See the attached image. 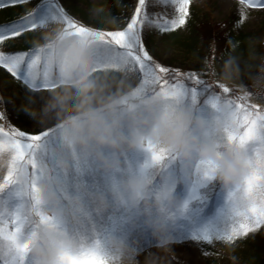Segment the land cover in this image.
Listing matches in <instances>:
<instances>
[{"label":"rangeland","instance_id":"1","mask_svg":"<svg viewBox=\"0 0 264 264\" xmlns=\"http://www.w3.org/2000/svg\"><path fill=\"white\" fill-rule=\"evenodd\" d=\"M86 1L95 5V7H91V16H95L98 10L97 5L103 0H71L73 4L79 7L81 6L82 8L86 7ZM49 3H54L61 8L57 0H27L25 4H28L27 8L33 5L32 11L39 9L40 12L38 14L44 15L47 14V5ZM134 4L128 19H125V15L121 14L123 21L120 22L121 25L119 28L103 30L94 26H91V28L89 26L86 27L101 31L122 30L130 22L135 8L138 6V0H134ZM172 4H174L173 7H171ZM167 5H169V8L175 9V11L178 7L176 0H146L145 12L150 13L152 12L151 9L160 11V9L163 10ZM61 9L74 22L83 25L77 15L71 14L64 8ZM94 9L96 11H93ZM190 12L201 15L205 14L209 19L211 33L213 35L220 33L225 36L231 30L252 33L259 29L260 24L264 26V4L257 3L253 5L249 3V0H190ZM53 21L63 23L59 20H52L49 23ZM43 29L44 27L31 30L39 32L41 37ZM178 33L185 37V35L191 32L188 26L183 25L180 27ZM15 42H20V39L15 38ZM153 47L156 57L148 52L153 62L168 67L172 71V79L174 81L186 83V86L189 87L196 86L194 83L187 82L188 74L191 71L193 75H199V78L205 82L202 86H199L198 103L207 94L209 99L212 98V95L222 96L225 100H233L245 107L258 105L261 109V105H264V97L260 92H257L258 99L255 103L246 100L239 89L241 85L226 87L230 92L228 94L222 93L217 85H220L222 88L225 86L220 81L213 82V77L210 75L206 77L203 66L195 65L197 58L194 52H189L183 48L181 49L177 45L165 43L160 34L156 38ZM15 54L19 53L12 55ZM221 66L218 62V65L211 67V69H218ZM4 70L7 72V69L0 65V71L4 73ZM38 70L42 71V66H38ZM56 72L60 75L57 66ZM10 75L12 74L10 73ZM19 81L21 82H19V85L22 86V90L24 92L28 91L31 96L32 111L34 112L31 113L33 115L32 120H29L30 123L24 128L7 124L6 126L0 113V127L6 132L15 129L16 131H23L26 134L46 132L47 135L39 142H32L34 146L29 150L26 160H21L17 156L29 172L30 183L25 184L20 190L16 191V193L19 192L21 194L19 196L14 191L7 192L5 190L0 193V201L4 202V207L0 208V211L5 213V220H9L10 216L15 212V207H7V199L9 201L15 199L17 201L16 206L23 204L25 209L30 213L33 203L31 200V185L34 177H38L36 180L38 185L42 177L53 175L57 180L56 192L61 205L65 211L75 215L80 224L75 230L76 235L81 233L91 236V231H97L103 228L105 224L102 222L104 221L105 223L109 222L113 225L112 234L115 235L124 226H128L127 223L129 221L128 219H118L113 216L114 211L119 207L132 208V212L135 213L140 210L142 213H145L148 224H151V222L159 217L160 213L155 205L145 206L142 202L133 205L130 196L123 191V185L130 178L149 179L147 181L150 183L149 186H153V189H149L150 201L157 196L152 191L155 192L158 187H162L163 190L171 187L174 194L179 195L180 200L193 202L201 211L207 208V217L212 220L208 229L201 227L203 219L199 216L198 211L190 206L188 211L177 222H167V230L163 235L171 237L173 243H180L186 238L192 241L193 253L190 258L191 261L190 259H187V261L189 260L193 264H200L201 261L203 264H244V251L248 248L247 243L238 237L234 238L233 241L216 239L217 232L230 233L226 231L224 223L232 219L227 194L221 183L214 178L215 169L211 164L210 166L213 170L211 178L205 180V165L209 163L194 161L190 169L182 159L168 151H166L167 159L160 162L154 161L152 158L153 153L162 148L156 147L148 142H142L138 148H129L125 144L119 149H113L109 145H97L94 142H90L87 147L74 145L71 143V129L64 123L67 116H59L58 114L65 108L61 109L52 91L54 89L59 90V86L54 84L55 81L48 87L47 91H41L39 89L30 90L23 83L22 79ZM131 88L141 89V86L137 82ZM116 92H108L106 96L115 94ZM142 93L145 96L155 95L150 90H142ZM36 95L43 97L41 102H37ZM193 108L199 115L206 117L214 116L211 104L197 105L193 106ZM249 111H254V109L249 107ZM117 131L125 137L131 135L130 124L123 115L121 116ZM3 139L7 141L8 138L3 137ZM4 149L0 148V151ZM254 151L255 148L249 149L250 154ZM33 156L35 159V167L30 163ZM105 160L110 162L118 161V167L115 169H107L104 164ZM88 188L91 190H88ZM100 198L105 200L107 204L106 209L110 207L105 213L100 211ZM40 210L47 216L43 202L40 205ZM141 212L140 214L142 215ZM81 213H83V216H81ZM35 218L39 219L36 216ZM212 225L214 226L212 227ZM210 229H215V232L211 230L212 232L210 233ZM205 230L213 236L210 245L201 242L199 239L194 240L193 238L196 234L202 235ZM154 235H156L155 239L158 242L161 236L155 233ZM137 245L143 247L146 243L139 242ZM84 246L93 245L87 242V245ZM4 259H7V257L5 256ZM0 264H3V260H0Z\"/></svg>","mask_w":264,"mask_h":264},{"label":"clouds","instance_id":"2","mask_svg":"<svg viewBox=\"0 0 264 264\" xmlns=\"http://www.w3.org/2000/svg\"><path fill=\"white\" fill-rule=\"evenodd\" d=\"M98 11H103V8ZM96 43L94 37L66 31L64 24L58 21L47 23L36 41L37 48L45 49L56 63L62 77L59 90H52L57 103L63 109L69 107V101H76L70 105L71 114L64 120L71 129V143L87 147L94 142L119 149L125 144L129 148H138L142 142H148L175 154L190 169L194 161L207 162L215 169L214 178L227 194L230 210L247 209L253 201L251 197L243 196V188L250 168L241 149L226 137L231 110L225 98L213 97L214 116L206 117L197 114L189 103L166 93L145 96L140 88L121 91L118 86L115 94L104 96L109 87L106 82L109 69L102 67L94 55ZM249 58L259 59L260 64L251 77L250 86L241 85L239 89L246 100L255 103L257 92L264 91V56L253 52ZM239 74L238 58L229 55L223 64L221 83L225 87H236L234 78H238ZM120 83L122 85L123 81ZM261 110L264 111V105H261ZM122 115L131 127L129 137L117 131ZM262 141L264 133L249 144V149L260 147ZM258 158L256 171L264 177V148L259 151ZM104 164L107 169L118 167V161L105 160ZM9 172L14 173L17 182H10L3 192L16 193L30 183L29 172L19 161L15 150L5 148L0 151V184ZM56 187L57 180L53 175H46L38 182L46 215L54 218L55 226H49L40 219L25 226L22 240L29 243V264H65L64 254H76L82 247V241L75 234L80 226L77 217L65 211ZM123 191L130 196L133 205L142 202L145 206L155 205L158 208L160 215L150 226L154 233L162 237L157 247L170 251L173 241L162 234L167 230V222H177L188 211L189 200H178L171 187H167L150 201L148 182L143 178H130L123 185ZM256 192H264V181L257 185ZM16 204L15 199H7L8 208H16ZM100 205L101 208L107 207L103 198H100ZM3 207L2 201L0 208ZM104 248L106 264H130L135 260L136 254H133L129 244L115 235L106 240Z\"/></svg>","mask_w":264,"mask_h":264},{"label":"snow or ice","instance_id":"3","mask_svg":"<svg viewBox=\"0 0 264 264\" xmlns=\"http://www.w3.org/2000/svg\"><path fill=\"white\" fill-rule=\"evenodd\" d=\"M9 2L15 5L27 2V0H9ZM176 3L178 4L176 9L178 17L157 23L156 26L162 31L175 30L186 24L189 16L190 0H176ZM249 3L253 5L257 3L264 4V0H249ZM145 5L146 0H138V6L135 8L130 22L122 30L101 31L92 30L77 24L64 13L63 9L54 3H49L47 5V14L26 17L10 25L0 27V41L5 40L6 35L18 37L26 28H43L50 21L59 20L64 23L66 31H70L72 34L96 38L97 43L94 48V55L101 64L113 69L127 68L129 66L134 69L141 90H150L154 94L166 93L193 106L204 104L214 106L212 98L219 96L212 95V98L209 99L206 94L198 103L199 86L205 83L199 78V75H193L191 71L189 72L187 82L196 85L189 87L186 86V83L174 81L172 79V71L168 67L153 62L152 57L143 46L139 30L140 25L146 21L151 22L149 14L145 12ZM0 7H3V0H0ZM0 65L6 68L14 77L21 78L30 90L47 91L48 87L54 83L56 76L57 65L50 59L47 51L43 48L15 55H6L0 52ZM38 66H42V71L38 70ZM217 87L224 94L230 92L226 87L222 88L220 85H217ZM42 99L41 95H36L37 102H41ZM226 103L231 111L230 127L225 129V134L228 141L239 147L245 155L246 164L250 168V175L245 181L243 196L245 198L251 197L253 201L247 209L234 208L231 210L233 223L230 233L217 232L216 234V239L218 240L233 241L234 238L246 235L249 231L264 225V192H256L257 185L264 181V177L260 176L256 171V167L259 164L258 153L261 148H264V141L253 153L250 154L249 152V144L256 141L261 133H264V111L258 105H250L249 107L254 109V111H249V107H245L230 99L226 100ZM46 135V132L26 134L15 129L6 132L0 127V148H12L21 160H26L29 150L34 146L32 142H39ZM3 137H7V141ZM152 158L157 162L163 161L168 158L167 152L164 149H160L153 153ZM30 163L35 167L34 156ZM212 171L210 164H206L205 180L211 178ZM37 179L38 177H34L31 185V200L33 203L30 213L39 217L40 220L49 224V226L54 227V218L45 216L40 210L42 200L36 183ZM10 182H17L12 172H9L4 182L0 184V193L3 192V189ZM16 195L19 196L21 194L17 192ZM30 213L23 204H19L9 220H5V213L0 211V260H3V264H29V243L26 240H22V236L25 226L30 222ZM237 217L240 218L239 221H237ZM193 238L194 240L199 239L208 245L213 240V236L207 230L202 235H194ZM5 256L7 259H4ZM63 259L65 264H106L103 252L98 244L82 246L76 254L65 253ZM200 264H203V262L201 261Z\"/></svg>","mask_w":264,"mask_h":264},{"label":"trees","instance_id":"4","mask_svg":"<svg viewBox=\"0 0 264 264\" xmlns=\"http://www.w3.org/2000/svg\"><path fill=\"white\" fill-rule=\"evenodd\" d=\"M3 7H0V27L10 25L16 21L23 18L34 16L39 11L36 10L34 13L28 14L29 10L32 9V5L17 3L12 4L9 0H3ZM61 8L66 9L71 14L77 15L84 26H91L108 30L119 28L121 14L125 15V19H128L133 7L134 0H103L99 3L98 9L103 8V11H96L95 16H91V7H95L94 4L86 1V7L82 8L76 4H73L71 0H57ZM173 7V6H171ZM148 13L151 22L146 21L144 24L139 26L141 41L144 48L154 55V42L158 35L162 37V40L169 45H177L181 49H186L187 51L194 52L196 54V64L197 66H203V71L206 75L212 76L213 82L220 81L223 75V64L224 61L229 57V55H235L238 58L240 65V74L238 78H234L235 85H247L251 84V77L255 75L258 70V65L260 64L259 59L250 60V54L255 52L260 56H264V26L260 24L259 29L252 33L231 30L227 35H222L217 33L213 35L211 33V25L209 19L205 14L189 13L187 17L186 26H188L191 32L188 35H180L179 28L175 30L169 29L167 31H162L156 25L163 20H171L178 17V13L175 9L169 8V5L164 7V9L153 10ZM205 20V21H204ZM220 34V35H219ZM15 38H19L20 42H15ZM40 39L39 32L31 29H24L18 37H9L6 35L5 40L0 41V52L6 55H12L14 53L26 52L34 50L36 46V41ZM214 53V55H212ZM218 62L222 65L218 69H211L218 65ZM100 63V62H99ZM102 67H107L109 69V75L107 78V84L109 87L105 90L104 96L112 91H117L118 86L121 91L133 87L137 83V75L134 69L130 66L120 67V68H110L107 65L101 64ZM3 73L0 71V113L3 117L4 125H15L20 128H24L29 124V120H32L34 113L32 110V102L28 91H23L22 86L19 85L21 82L17 77H13L6 70ZM103 76V73H101ZM121 81L123 84L121 85ZM20 82V83H19ZM57 86L59 84H55ZM264 97V91H258ZM71 102H76L75 100L68 102L69 107L61 110L59 116H68L71 114L70 105ZM6 125V126H7ZM88 190H91L88 188ZM207 214V213H206ZM237 221L240 220L239 217L236 218ZM34 221V220H33ZM32 221V222H33ZM212 220L208 219L206 221L205 228L208 226ZM232 220L224 223V227L227 232H230L232 227ZM214 225H212L213 227ZM220 226V225H219ZM217 226V228H219ZM210 226V228H212ZM215 232V229H210L209 232ZM264 228L263 225L249 231L246 235H241L238 238L242 239L247 243L248 248L244 251V264H264ZM81 234V233H80ZM105 235L91 237V242L98 244L102 252L105 251L104 244L108 239L106 233ZM82 244L86 242L88 237L81 234L78 235Z\"/></svg>","mask_w":264,"mask_h":264},{"label":"bare ground","instance_id":"5","mask_svg":"<svg viewBox=\"0 0 264 264\" xmlns=\"http://www.w3.org/2000/svg\"><path fill=\"white\" fill-rule=\"evenodd\" d=\"M140 229L149 230L145 224H142ZM132 233V231L129 232L127 237L123 239L131 246L133 254H136L135 260L131 261L130 264H137V262L138 264H193L190 262L193 253L192 241H189L188 238L180 243H172L171 250L165 251L157 247L158 242L155 240H151L150 243L143 247L137 245L136 243L140 238L134 237L138 235L137 233L133 235ZM131 235L134 238H131ZM187 259H190V261H187Z\"/></svg>","mask_w":264,"mask_h":264}]
</instances>
